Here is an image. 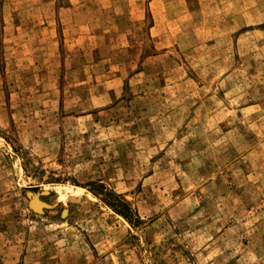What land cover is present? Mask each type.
I'll return each mask as SVG.
<instances>
[{
    "label": "rangeland",
    "instance_id": "obj_1",
    "mask_svg": "<svg viewBox=\"0 0 264 264\" xmlns=\"http://www.w3.org/2000/svg\"><path fill=\"white\" fill-rule=\"evenodd\" d=\"M0 264H264V0H0Z\"/></svg>",
    "mask_w": 264,
    "mask_h": 264
},
{
    "label": "bare ground",
    "instance_id": "obj_2",
    "mask_svg": "<svg viewBox=\"0 0 264 264\" xmlns=\"http://www.w3.org/2000/svg\"><path fill=\"white\" fill-rule=\"evenodd\" d=\"M37 205V204H36ZM36 207H38V206H36Z\"/></svg>",
    "mask_w": 264,
    "mask_h": 264
}]
</instances>
